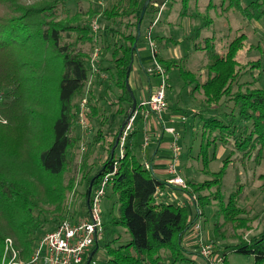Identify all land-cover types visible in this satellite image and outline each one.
I'll return each mask as SVG.
<instances>
[{
	"label": "trees",
	"instance_id": "16d2710c",
	"mask_svg": "<svg viewBox=\"0 0 264 264\" xmlns=\"http://www.w3.org/2000/svg\"><path fill=\"white\" fill-rule=\"evenodd\" d=\"M105 1L107 7L97 6L96 10L82 12L77 0L41 1L30 6L17 0H0V121H6L5 124L0 122V264H5L3 256L6 239L12 240L18 258L27 260L45 235L42 233L44 226L50 225L49 232L58 226L54 227L53 221L45 216L40 218V206L43 205L42 200L49 206H57L64 197L58 180L61 181L67 167L71 166L73 152L80 141V137L74 133L80 104L74 101L83 97L94 51L98 49L96 67L98 64V71L106 75L107 81L98 80L95 83L100 93L95 95L93 89L87 93L89 98L86 99L83 111L87 125L94 120L97 127L89 149L91 152L97 149L96 154L100 153L98 160L102 159L89 168L83 179L86 189L81 210L86 218V196L90 184L88 173L99 166L92 178L93 188L105 174L115 168V143L120 129L107 133L106 111L101 107L109 85H114L120 92L112 105L122 101L127 104V111L117 110L124 115L122 126L132 113L126 75L133 64L136 28L144 3L149 1L143 18L146 15L154 17L147 33L150 37V30L162 16L168 2H171L170 9L173 4L180 5V15L186 13L191 3L198 2ZM68 4L73 5L75 10L69 9ZM213 12L219 17L237 15L243 22L264 24V0H252L248 4H243L242 0H208L204 12H199L203 24L194 30L190 42L194 52L206 59L203 67L204 81L201 71L187 68L188 55L164 59L155 53V59L166 73L176 69L185 86L195 84L194 90L200 94L202 92L203 107L200 111L212 115L215 113L209 118H202V129L208 143L212 138V142L218 141L222 147L230 148L233 154L236 152L238 155L233 159L228 156L221 170L212 174L213 178L209 181H185L186 188L183 191L188 193L197 210L196 217L191 220L186 206L157 201L158 195H161L160 190L169 185L156 177L147 162L141 163L136 159L138 131L133 129L126 140L123 158L116 162V170L108 186L118 205V216L109 222L101 220L102 237L88 250L82 264L86 263L91 250H99L100 240H104L103 264L192 263L195 255L185 249L182 240L193 226L195 218L203 215V209L210 205L215 207V216L218 218L213 226L214 238L235 240V245H228L225 249L250 257L253 264H264V230L248 239L236 233L227 236V226L231 227L232 232L244 230L245 227V230L249 229V220L245 219L246 210L240 206L246 197L245 186H237L228 197H225L222 189L226 169L234 159L238 158L237 161L241 160L242 165H248L250 159L258 163L264 157V85L251 87L254 81L240 83L244 74L252 76L249 71L240 70L237 62V55L245 46L244 34L236 31L232 38L227 39L217 37L213 32L209 37H200L203 28L214 25ZM96 22L97 31L94 32ZM158 42L162 44L163 51L170 43L178 44L171 36L160 37ZM254 67L261 74L264 60L259 58L255 65L250 63L252 70ZM255 80L258 82L257 78ZM235 87L239 90L234 91ZM32 97L50 98L53 117L49 121L48 135L36 142L37 145L30 152L26 147H21L20 140L24 134L20 127L26 120L35 117L40 122L43 118L40 114L36 115L33 105L25 109L28 99ZM231 102L233 107L229 113L223 116L218 113L217 110ZM140 120L144 121L141 117ZM205 153L206 147L202 146L198 157H202L204 173L207 169ZM146 164L149 169L145 168ZM28 168L36 173L26 171ZM261 188L264 191V186ZM68 219L60 223L71 221ZM116 228L124 229L123 233H115ZM215 252L210 255L209 261L220 258L221 264H227L226 254L216 256ZM197 255L201 258L199 253Z\"/></svg>",
	"mask_w": 264,
	"mask_h": 264
},
{
	"label": "rangeland",
	"instance_id": "374dc122",
	"mask_svg": "<svg viewBox=\"0 0 264 264\" xmlns=\"http://www.w3.org/2000/svg\"><path fill=\"white\" fill-rule=\"evenodd\" d=\"M19 3L30 6L35 5L36 3H46L49 0H17ZM79 7L84 12L88 9H94L99 6L97 4V0H77ZM252 0H242L243 4H248ZM106 1H102L103 7H107L108 5L105 3ZM176 2H179L176 0ZM208 3V0H198L197 3H191L190 8L186 10V13L180 15V5L173 4L170 9L171 2H168V6L162 12V16L158 19L156 25L150 30V39L154 45L155 52L157 53L159 58L167 59L169 57L180 58L182 56L187 57V68L195 71L203 73L202 81H204V65L206 63V59L204 56L200 54H196L193 50V46L191 40L194 36V30L197 27L202 26L203 20L202 16L199 12H204V9ZM106 4V5H105ZM105 5V6H104ZM71 10H75L74 6L68 4L67 6ZM100 7V6H99ZM102 7V6H101ZM198 9V10H197ZM195 10H197L195 12ZM199 11V12H198ZM72 12V11H70ZM220 13V10L217 11ZM211 14V13H210ZM213 12V23L214 25L211 27L203 28L200 36L202 39L204 37H209L213 32L216 33L217 37L222 38H232L237 32H241L246 37V42L244 49L240 51L237 55V62L239 64L240 70L249 71L252 75L244 74L240 83H251L254 81V84L251 83V87L253 86H262L264 85V67L260 73V70H256L255 67L253 70L250 68V63L255 65V62L262 58L264 60V24L250 22L246 23L241 21L240 17L237 15H229L227 17H219L215 15ZM208 16V15H207ZM212 17V15L210 16ZM154 17L151 15H146L139 28V42L136 45L135 56L138 57L140 63L135 60L133 61V65L135 64L138 67V78L143 80L144 90L147 92L148 85L146 83V77L152 83V87L154 84V88L157 87L159 80L153 75L148 76L146 70L148 68H152V59H151V50L149 44L146 41V36L148 33V29L150 28V23H153ZM97 26V22H96ZM171 36L172 39L177 42V45H173L170 43V46L163 51L162 44H160V37H168ZM85 49V48H84ZM132 65V66H133ZM249 65V66H248ZM98 64L96 67V71H92L91 68L89 70V79L86 87L84 88L83 97H78L75 99V103L79 105L83 100L88 99L87 93L94 90V94L97 95L100 93L99 86L97 83L98 80L107 81L106 75L104 73H100L98 71ZM141 66V68H140ZM90 67V66H89ZM249 67V68H248ZM130 72H132V76L128 78V85L131 93L133 94V98L136 103L137 112H138V120L133 123V129H137L138 134L136 141L138 143V149H136L135 156L136 159L141 163H148L154 165L159 164L160 168H166L167 164L170 161L171 154L169 152V145L173 143L174 134L177 137V146L180 149L179 152V165L178 170L181 178L184 181L192 180L195 183H203L205 181L211 180L212 174L218 173L222 166L224 160L231 156V159L236 157L238 154L235 152L232 153V149L224 148L221 144L216 141L212 142V138L209 139L210 143H208L207 136L203 133L202 129V118H209L213 115L211 113H202L200 109H202V92L201 94L194 90L195 84L190 86H185L183 82L179 78V74L176 69L171 70L166 73V85L168 88L165 90V100L167 103V110L163 116L162 123L160 124L157 119V133L156 137L154 136V129H151V121L146 118L144 121L140 122V117H142V99L145 93H141L137 87H133V83L136 77V72L134 67L131 68ZM99 76V78H97ZM258 79L256 82L255 79ZM244 86V85H243ZM250 86V85H249ZM239 90L238 87H235L234 91ZM194 94V96H193ZM120 96L119 90L114 85H109V91L105 96V101L102 102L101 107L106 111V119H107V133H114L121 128L124 123V115L118 113L117 110L127 111V104L125 102H120L119 104L112 105V102L116 101ZM50 99V98H49ZM49 99L32 97L28 99L29 103L25 105V109L28 110L29 105H33L35 107L36 115L43 117L40 122H37L34 117L33 120H26L22 122L20 127L21 132L24 134L21 136V147H26L30 152L33 151L36 142L39 140L42 141L48 135V127L50 118L53 117L52 110V101ZM233 107L232 102L224 105V108H220L218 111L219 114L224 115V113H229L230 108ZM89 120V119H88ZM145 121L149 127L148 133L145 134L144 127ZM2 124H5L6 121H0ZM94 122V120H93ZM90 123L87 125L86 129L82 131L79 126V120L75 119V128L74 133L80 137V141L78 147L73 152V161L70 167H67L65 173L61 177L60 188L63 190L64 197L61 203L57 206H49L45 204L42 200L43 205L40 206L41 214L40 218L46 217L49 221H53V226L55 227L62 220H79L81 217L85 219V215L81 210L83 205V193L86 189L85 184L83 183V179L88 172L89 168L94 164H97L102 161L98 160L100 157V153H97V149L94 152L89 149L91 145L89 143L92 142V138L96 133V125L94 123ZM168 129H172L174 134H169L167 132ZM20 131V130H19ZM147 136V144L149 147L143 150L142 146L144 144V138ZM162 136V137H161ZM162 138V139H161ZM162 142L165 148L160 147L158 150L159 143ZM206 147V159H207V169L206 173L203 171V166L201 163V158L198 157L201 147ZM37 147V146H36ZM95 147H98L97 145ZM90 153H89V152ZM157 152V153H156ZM156 153V155H155ZM87 154V158L85 160ZM234 159L233 163L229 164L226 169L225 175L222 180V189L225 197H228L229 194L239 185L245 186V200L241 202L240 206L244 207L246 210L245 218L249 220L248 230H238L237 232H232L230 226L226 227L227 236L235 233L241 235L244 239H248L251 236L257 235L261 231L264 230V191L262 190V186H264V157L258 163L253 162L251 159L249 160L248 165L243 164L240 160L237 161ZM85 161V163H84ZM28 167V166H27ZM154 168H157L156 166ZM99 169V166H95L87 175V179L89 182L92 181V178L95 176L96 171ZM157 169H154V171ZM26 171H30L31 174H35L36 172L31 168H28ZM160 179L164 180V177H160ZM56 187V185H55ZM94 187L92 188L93 191ZM188 189V187H187ZM184 189L174 188L166 186L161 191V195H158V202L164 204H172L174 206H186L189 210V215L191 220L194 219L197 215V210L195 209L194 203L192 199L187 195ZM118 205L115 204V198L111 195L110 187H108L105 191V196L100 201V211H101V220L104 222H109L112 218L118 216L117 214ZM215 207L207 206L203 209V215L197 216L195 218L193 226L185 233V236L182 240V245L187 249L188 252L195 255L194 262H183L177 264H207V261L198 257L197 253H199V247L194 239V225L198 224L200 226V235L205 244H211L212 250L211 254L215 252L216 256H220V254H226L227 264H253L252 259L248 256L239 255L236 253H232L229 250H226L225 247L228 245H235L237 242L235 240H221L215 239L213 235V226L218 220L215 216ZM80 216V217H79ZM222 220V218H220ZM50 225H45L42 230L43 234L49 233L51 230ZM115 233H123L124 229L116 228ZM234 231V230H233ZM226 236V233H225ZM214 242V245L213 243ZM103 241H99V250L95 252V250H91L90 253L93 252V256L91 258L90 264H103L105 261V254L102 249ZM221 252V253H219ZM218 253V254H217Z\"/></svg>",
	"mask_w": 264,
	"mask_h": 264
},
{
	"label": "built area",
	"instance_id": "2783aa9c",
	"mask_svg": "<svg viewBox=\"0 0 264 264\" xmlns=\"http://www.w3.org/2000/svg\"><path fill=\"white\" fill-rule=\"evenodd\" d=\"M103 0H97L99 6L102 5ZM93 31H97V26H93ZM148 44L151 50L152 68H148L146 73L153 75L159 80V83L154 92L149 96L148 100L142 102V117L146 119L148 115L153 114L160 118L167 110V103L165 100L166 85V72L159 65L155 59L154 45L149 36H147ZM98 49L92 55L90 68L96 71V59ZM86 106V100L80 103V112L78 114L79 126L82 130L87 127V122L84 118L83 111ZM137 107L127 118L123 129L119 135L116 147V155L114 160V169L111 173L105 174L94 187L89 198V212L87 218L77 222L64 221L58 224L51 232L45 234L37 243L32 255L27 260H20L17 251L14 249L11 239L4 241V256L3 262L5 264H82L85 255L93 244L102 237L103 227L101 221L100 201L105 196V191L112 181V177L116 170V162L123 158L124 147L126 140L133 131V123L138 116ZM146 134L147 130L144 129ZM169 134H174L172 129H168ZM147 136L144 138L143 148H146ZM177 137L174 134V140L169 145V152L171 158L166 167L168 179L166 182L169 186L174 188L185 189L186 183L181 178L178 170L179 165V152L177 146ZM149 169L148 164L145 165ZM194 239L199 247V255L203 259H207V264H221V259L218 258L214 261H209L211 255L212 245L205 244L200 235V226L194 225Z\"/></svg>",
	"mask_w": 264,
	"mask_h": 264
},
{
	"label": "crops",
	"instance_id": "0c3cea01",
	"mask_svg": "<svg viewBox=\"0 0 264 264\" xmlns=\"http://www.w3.org/2000/svg\"><path fill=\"white\" fill-rule=\"evenodd\" d=\"M137 56V55H136ZM135 55H134V58H133V61L135 60V58H136V61L138 62V63H140V61H139V59H138V57H136ZM133 65V64H132ZM134 67V70H135V72H136V77H135V80H134V83H133V87L134 86H136L137 88L136 89H138L141 93H145V95H143V99H142V102H145V101H147L148 100V98H149V96L154 92V90L156 89V87L154 88V84H153V87H152V83H151V81L149 80V79H147V77H146V83H147V85H148V88H147V92L144 90V85H143V80H140L139 78H138V75H137V73H138V67L134 64L133 66H131V68H133ZM140 68H141V66H140ZM132 76V72H130V77ZM148 76H150V75H148ZM164 115H167V114H163V116ZM163 116H161L160 118H158V117H156V116H154L153 114H150V115H148V119L151 121L150 123H151V126H150V128L151 129H154V136L156 137L157 135H156V133H157V121L159 120V122H160V124L162 123V120H163ZM154 117H156L157 119H155ZM148 124L146 123V121H145V127H144V129H146L147 130V132L146 133H148V131H149V127L147 126ZM162 137V136H161ZM162 139V138H161ZM150 145V144H149ZM149 145H147L146 147L148 148L149 147ZM143 147V146H142ZM160 147H163V149L165 148V146H164V144H162V142H160L159 143V146H158V148H157V150L160 148ZM145 148H143V150H144ZM169 149V148H168ZM157 153V152H156ZM156 153H155V155H156ZM149 166H150V168H151V170L154 172V174L156 175V177H158L159 179H160V177H164V181H166L167 179H168V175H167V173H166V168L164 167V168H160V166H159V164H157L156 163V165H154V167L156 166L157 168H154L153 167V164H149ZM154 169H157V170H155L154 171ZM160 180H162V179H160Z\"/></svg>",
	"mask_w": 264,
	"mask_h": 264
},
{
	"label": "water",
	"instance_id": "95a60500",
	"mask_svg": "<svg viewBox=\"0 0 264 264\" xmlns=\"http://www.w3.org/2000/svg\"><path fill=\"white\" fill-rule=\"evenodd\" d=\"M148 3H149V1H146V2L144 3L143 7H142V11H141V14H140V17H139V23H138V26H137V28H136L137 35H136L135 43H134V45H133V48H134V49L136 48V45H137V42H138V39H139V28H140V22H141V20H142V18H143V16H144V11H145V9H146ZM129 73H130V69L128 70L127 75H126V86H127V89H128V91H129V93H130V97H131V99H132V110H131V111L133 112L134 109H135V107H136V103H135V100H134V98H133V94L131 93V91H130V89H129V85H128ZM122 129H123V126H121V128H120V132H119L118 137H117V139H116L115 146H116V144H117V141H118V138H119V135H120ZM93 181H94V179H92V181L90 182L89 187H88V189H87V196H86V210H87V213L89 212V198H90V195H91V192H92V186H93L92 184H93ZM94 250H96V249H94ZM92 256H93V252L90 253V255L88 256V258H87L85 264H90V261H91Z\"/></svg>",
	"mask_w": 264,
	"mask_h": 264
}]
</instances>
